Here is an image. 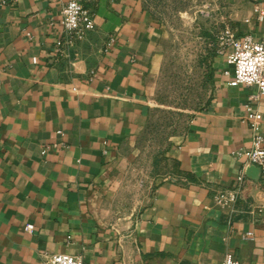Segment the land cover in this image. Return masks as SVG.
Segmentation results:
<instances>
[{"label": "crops", "instance_id": "1", "mask_svg": "<svg viewBox=\"0 0 264 264\" xmlns=\"http://www.w3.org/2000/svg\"><path fill=\"white\" fill-rule=\"evenodd\" d=\"M64 1L0 3V264H47L56 253L85 264H220L227 252L264 264V224L250 213L264 206V177L231 154L248 146L243 104L255 89L229 86L225 62L176 147L173 177L128 227L95 214L104 164L141 127L155 92L159 28L140 0H85L94 29L57 52ZM230 2L244 32L264 31L251 15L264 0ZM252 107L264 130V96ZM240 170L248 180L228 219L210 193Z\"/></svg>", "mask_w": 264, "mask_h": 264}, {"label": "rangeland", "instance_id": "2", "mask_svg": "<svg viewBox=\"0 0 264 264\" xmlns=\"http://www.w3.org/2000/svg\"><path fill=\"white\" fill-rule=\"evenodd\" d=\"M140 1L159 28L155 92L145 121L115 148L90 194L95 214L121 229L134 220L151 189L174 175L176 147L208 102L214 72L223 69L222 26L245 31L238 26L241 8L231 7L230 0Z\"/></svg>", "mask_w": 264, "mask_h": 264}, {"label": "built area", "instance_id": "3", "mask_svg": "<svg viewBox=\"0 0 264 264\" xmlns=\"http://www.w3.org/2000/svg\"><path fill=\"white\" fill-rule=\"evenodd\" d=\"M8 0H0L6 3ZM60 1V0H57ZM85 0H65L61 4L60 25L62 37L54 42L57 52L67 51L72 48L74 42L94 29L92 12L84 5ZM251 15L259 26L264 28V5L254 3L251 7ZM219 44L222 50L218 51L224 58L225 64L230 70H224L223 74L229 76V86H252L255 92L248 96V102L243 104L244 116L249 131L248 146L232 151L236 159H243L244 163L256 169V175L264 177V130L260 112L252 107V102L258 95L264 96V31L260 35L250 32L237 34L230 26L223 25L219 31ZM111 40V39H109ZM34 58L32 61L34 62ZM59 131H57L58 133ZM247 177L242 170L234 177V185L230 188H217L211 190L210 199L214 206L224 212L228 219L235 212L234 206L241 198L246 187ZM264 206L259 205L250 210V213L258 215V220L264 224L262 215ZM31 224H26L25 229L30 230ZM245 233L244 236H248ZM47 264H85L79 257L56 253L52 255ZM220 264H248L235 259L229 252L223 255Z\"/></svg>", "mask_w": 264, "mask_h": 264}, {"label": "water", "instance_id": "4", "mask_svg": "<svg viewBox=\"0 0 264 264\" xmlns=\"http://www.w3.org/2000/svg\"><path fill=\"white\" fill-rule=\"evenodd\" d=\"M254 168V167H253ZM255 172H256V169L254 168Z\"/></svg>", "mask_w": 264, "mask_h": 264}]
</instances>
